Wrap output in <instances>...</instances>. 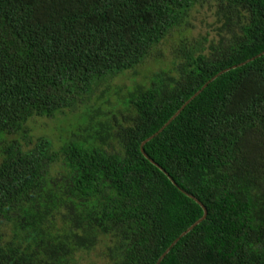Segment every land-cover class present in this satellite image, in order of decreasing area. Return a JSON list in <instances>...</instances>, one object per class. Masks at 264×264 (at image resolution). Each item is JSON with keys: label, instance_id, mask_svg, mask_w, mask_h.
Here are the masks:
<instances>
[{"label": "trees", "instance_id": "1", "mask_svg": "<svg viewBox=\"0 0 264 264\" xmlns=\"http://www.w3.org/2000/svg\"><path fill=\"white\" fill-rule=\"evenodd\" d=\"M160 259L264 264V0H0V264Z\"/></svg>", "mask_w": 264, "mask_h": 264}, {"label": "rangeland", "instance_id": "2", "mask_svg": "<svg viewBox=\"0 0 264 264\" xmlns=\"http://www.w3.org/2000/svg\"><path fill=\"white\" fill-rule=\"evenodd\" d=\"M210 5V4H208ZM211 13L209 8L198 7L192 12L190 19L189 27L193 29V35H200L199 38L206 36L207 31H211L213 36L216 35L213 32V29L210 27L212 25ZM164 51L160 56V61L157 60L158 54L151 53L150 56L143 62V64L138 68L137 73L134 71L127 72L122 74L117 78H114L109 82L111 88H127L135 85L138 82H143L146 78H150L154 73L158 72L165 63L170 62L173 54L170 52L168 47L160 46ZM135 73V74H134ZM125 90V89H123ZM62 121L56 119L48 118H36L29 123V126L32 130V134L40 136L42 134H51L54 138L59 136L61 133L66 131V128H61ZM54 171H58V168L55 167Z\"/></svg>", "mask_w": 264, "mask_h": 264}, {"label": "water", "instance_id": "3", "mask_svg": "<svg viewBox=\"0 0 264 264\" xmlns=\"http://www.w3.org/2000/svg\"><path fill=\"white\" fill-rule=\"evenodd\" d=\"M187 103L188 102H186V104L180 109V110H178L175 114H174V116L157 132V133H155L154 135H152L151 137H149V138H147L143 143H142V146H141V150H142V153L145 155V157L146 158H148L154 165H156L157 167H159L161 170H163L167 175H168V177L170 176L165 170H164V168L163 167H161L157 162H155L153 159H151L150 157H149V155L146 153V151H145V149H144V145L148 142V141H150L152 138H154L158 133H160L174 118H176L177 117V115L182 111V109L187 105ZM171 178V177H170ZM172 179V178H171ZM172 181H173V183L175 184V181L172 179ZM190 196H192L196 201H198L200 204H201V206L203 207V209H204V216L201 218V219H199L198 221H196L192 226H190L182 235H181V237H183V236H185L186 234H188L190 231H192L198 224H200L204 219H206V217H207V215H208V210H207V208H206V206L201 202V201H199L198 200V198H196L195 196H193V195H191L190 194ZM181 237H179L174 243H173V245L171 246V247H173L180 239H181ZM170 249V248H169ZM169 249H168V251H169ZM167 251V252H168ZM161 261H162V259H160L158 262H157V264H160L161 263Z\"/></svg>", "mask_w": 264, "mask_h": 264}]
</instances>
